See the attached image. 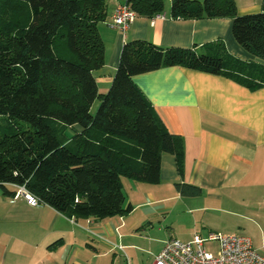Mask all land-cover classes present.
<instances>
[{
    "label": "trees",
    "instance_id": "trees-1",
    "mask_svg": "<svg viewBox=\"0 0 264 264\" xmlns=\"http://www.w3.org/2000/svg\"><path fill=\"white\" fill-rule=\"evenodd\" d=\"M153 17L164 0H127ZM107 0H0V192L24 186L71 218L103 220L132 210L123 177L159 182L161 157L183 156L133 77L163 66L225 76L257 89L264 63L230 53L222 39L200 50L145 40L123 46L112 83L99 91L93 71L105 64L99 23ZM173 17H231L236 41L264 60L262 10L239 14L235 0H172ZM100 100L96 113L91 107ZM186 196L202 189L178 183Z\"/></svg>",
    "mask_w": 264,
    "mask_h": 264
},
{
    "label": "crops",
    "instance_id": "crops-1",
    "mask_svg": "<svg viewBox=\"0 0 264 264\" xmlns=\"http://www.w3.org/2000/svg\"><path fill=\"white\" fill-rule=\"evenodd\" d=\"M126 1L107 0V17L99 23L105 64L93 74L101 93L112 83L124 44L133 40L200 50L222 39L238 58L264 63L236 41L233 18H175L172 0H164V11L153 17L137 15L125 33L110 27L107 21ZM235 1L239 14L262 10L263 0ZM133 80L165 127L183 138L180 161L174 154H163L159 182L123 177L132 210L103 220L93 218L91 225L88 218H71L49 204L31 205L22 195L0 192V264H87L84 254L97 258L111 252V264H116V254L119 264H132L122 243L162 213L181 210L195 221L200 215L205 237L221 232L223 213L244 217L239 209L245 206L254 216L264 217V86L250 89L225 76L178 65L138 74ZM178 183L199 186L202 192L183 195Z\"/></svg>",
    "mask_w": 264,
    "mask_h": 264
},
{
    "label": "rangeland",
    "instance_id": "rangeland-1",
    "mask_svg": "<svg viewBox=\"0 0 264 264\" xmlns=\"http://www.w3.org/2000/svg\"><path fill=\"white\" fill-rule=\"evenodd\" d=\"M100 104V100L96 99L91 107V112L96 113ZM1 118V116H0ZM243 212L244 217L234 216L232 214H222L223 226L220 231L229 234L246 235L251 237L255 247L264 255V217L254 216L249 207L239 209ZM195 221L190 214H186L179 210L177 212L168 211L154 218L153 222L147 223L146 227L135 231L122 244L131 260L132 264H148L154 256L155 251L161 246L163 239L179 238L182 240L192 239L195 235H199V231L203 232L200 215ZM218 232V231H217ZM206 247L216 254L218 243H206ZM105 251L104 249L99 252ZM121 252V251H119ZM87 264H111L114 253L108 256L102 255L97 258L91 257V254H84ZM116 264H119V255L116 254ZM155 257V256H154ZM124 264H127L126 262Z\"/></svg>",
    "mask_w": 264,
    "mask_h": 264
},
{
    "label": "built area",
    "instance_id": "built-area-1",
    "mask_svg": "<svg viewBox=\"0 0 264 264\" xmlns=\"http://www.w3.org/2000/svg\"><path fill=\"white\" fill-rule=\"evenodd\" d=\"M136 16L132 7L123 3L115 9L107 24L125 33ZM15 195L24 196L31 205L41 203L24 186H17ZM93 222V218L88 217V223ZM87 230L97 235L90 227ZM213 242L218 243L216 254L206 247V243ZM151 264H264V256L254 247L249 236L210 232L206 237L197 234L190 240L167 239Z\"/></svg>",
    "mask_w": 264,
    "mask_h": 264
}]
</instances>
